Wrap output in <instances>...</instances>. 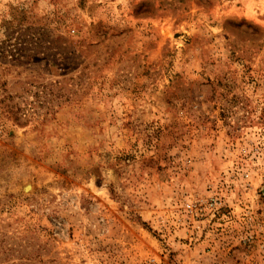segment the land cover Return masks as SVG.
<instances>
[{
  "label": "rangeland",
  "instance_id": "1",
  "mask_svg": "<svg viewBox=\"0 0 264 264\" xmlns=\"http://www.w3.org/2000/svg\"><path fill=\"white\" fill-rule=\"evenodd\" d=\"M0 94V264H264V0H0Z\"/></svg>",
  "mask_w": 264,
  "mask_h": 264
},
{
  "label": "trees",
  "instance_id": "2",
  "mask_svg": "<svg viewBox=\"0 0 264 264\" xmlns=\"http://www.w3.org/2000/svg\"><path fill=\"white\" fill-rule=\"evenodd\" d=\"M5 52H2L1 56H6V54H4ZM7 55L9 57H11V60H14L16 59L15 57V53L13 52H7ZM13 57V58H12ZM22 57V56H20ZM7 98H9V96L7 95H4V94H0V114H3V113H8L14 121H18L19 119V114H17L15 112V109L17 108H13V106L9 105L8 103H6L5 100H7Z\"/></svg>",
  "mask_w": 264,
  "mask_h": 264
},
{
  "label": "water",
  "instance_id": "3",
  "mask_svg": "<svg viewBox=\"0 0 264 264\" xmlns=\"http://www.w3.org/2000/svg\"><path fill=\"white\" fill-rule=\"evenodd\" d=\"M262 192L264 193V188H263Z\"/></svg>",
  "mask_w": 264,
  "mask_h": 264
},
{
  "label": "built area",
  "instance_id": "4",
  "mask_svg": "<svg viewBox=\"0 0 264 264\" xmlns=\"http://www.w3.org/2000/svg\"><path fill=\"white\" fill-rule=\"evenodd\" d=\"M186 206H187V207H189V205H188V204H187Z\"/></svg>",
  "mask_w": 264,
  "mask_h": 264
}]
</instances>
